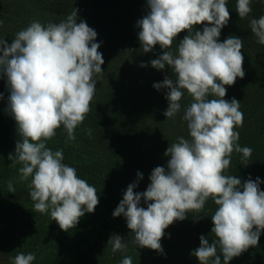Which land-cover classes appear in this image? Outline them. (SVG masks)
Masks as SVG:
<instances>
[{
	"label": "clouds",
	"instance_id": "1",
	"mask_svg": "<svg viewBox=\"0 0 264 264\" xmlns=\"http://www.w3.org/2000/svg\"><path fill=\"white\" fill-rule=\"evenodd\" d=\"M252 2L237 0L240 19L249 17ZM147 8V14L136 22L141 48L148 53L159 45L163 53L149 63L157 70L168 66L175 77L166 76L153 87L167 89L168 107L163 113L167 119L175 120L181 113L185 93L191 97L181 117L189 138L178 137V142L168 146L166 166L152 170L143 192L135 191L143 179L137 172V181L127 186L112 213L114 218L126 219L129 238L113 234L108 246L113 254L125 252L129 244L163 253L165 230L190 212L203 213L211 199L216 205L211 215L215 239L209 243L201 235L200 246L191 255L199 264H222L221 256L223 264H229L258 246L264 230L260 178L249 177L242 183L237 176L225 174L233 152L242 153L247 160L253 151L238 143L236 129L244 123L241 101L225 99L226 86L245 76L243 39L230 35L219 41L230 20L227 0H147ZM77 19L74 8L58 23L33 20L10 44L0 38V75L7 78V111L16 122L19 137L14 154L8 157L9 166L21 165L19 180L28 182L34 211L49 214L63 231L75 228L99 204L97 189L63 162V150L47 147L61 127L68 142L76 140L75 130L91 111L96 77L104 72L97 32ZM198 25H203L202 31L196 30ZM249 27L257 43L264 45V15L251 19ZM181 32L188 34L173 51ZM87 133L91 136V129ZM15 191L9 181L8 192ZM142 200L146 207L141 206ZM10 259L11 264H33L36 256L19 252ZM120 264H133L132 257L125 256Z\"/></svg>",
	"mask_w": 264,
	"mask_h": 264
},
{
	"label": "trees",
	"instance_id": "2",
	"mask_svg": "<svg viewBox=\"0 0 264 264\" xmlns=\"http://www.w3.org/2000/svg\"><path fill=\"white\" fill-rule=\"evenodd\" d=\"M236 3L227 0L230 20L221 30L219 41L230 35L243 39L245 76L237 78L233 86H226L225 99L241 101L244 123L236 129L240 134L238 143L253 151L247 160L242 153L233 152L225 174L237 176L242 183L249 177H259L264 190V45L257 43L249 27L251 19L264 15V3L253 0V11L244 19L238 16ZM74 8L78 10L77 23L82 19L97 32L104 72L96 77L91 111L75 130L76 140L68 142L61 127L47 147L63 150V162L76 168L78 176L97 189L99 204L94 213H86L69 231L61 230L49 214L34 211L28 182L19 180L21 165L9 166L8 157L14 154L19 137L16 122L7 111V78L0 75V264H11L10 258L19 252L34 253L33 264H120L125 256L132 257L133 264H199L191 255L200 246L199 237L205 236L209 243L215 239L211 215L216 205L211 199L203 213L190 212L186 219L165 230L163 253L129 244L125 252L113 254L108 246L113 234L129 238L126 219L114 218L112 213L127 186L137 181V172L143 179L135 191L143 192L152 170L166 166L169 157L164 153L168 146L178 142V137L189 138L181 117L191 97L185 93L175 120L163 115L168 107L167 89L156 90L153 84L166 76L175 77L168 66L157 70L149 63L163 53L160 46L144 53L138 40L136 22L147 14V0H0V38L10 44L15 34L33 20L58 23ZM202 29L203 25L196 26V30ZM187 34L177 36L173 51ZM142 63L146 66L141 67ZM9 181L15 193L8 192ZM141 206L146 207L143 200ZM221 261L223 264L222 256ZM229 264H264V230L258 246L250 247Z\"/></svg>",
	"mask_w": 264,
	"mask_h": 264
}]
</instances>
